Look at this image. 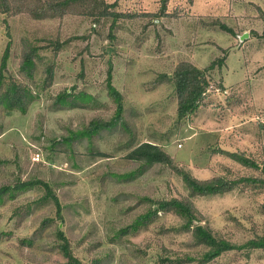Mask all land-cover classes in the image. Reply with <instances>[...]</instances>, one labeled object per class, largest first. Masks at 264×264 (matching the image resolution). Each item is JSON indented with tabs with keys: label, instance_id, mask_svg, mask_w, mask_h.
I'll return each instance as SVG.
<instances>
[{
	"label": "rangeland",
	"instance_id": "374dc122",
	"mask_svg": "<svg viewBox=\"0 0 264 264\" xmlns=\"http://www.w3.org/2000/svg\"><path fill=\"white\" fill-rule=\"evenodd\" d=\"M61 1L0 0V65L11 43L5 77L37 96L25 114L0 108V187L48 182L63 216L56 217L51 198L39 201L43 189L17 196L12 190L15 198L0 205V264H160L161 257L198 258L205 248L195 247L190 233L173 231L181 220L172 214L160 213L148 229L129 227L147 211L149 200L190 194L171 167L144 168L127 156L136 145L153 142L199 180L261 177L220 151L264 164V0H167L169 15L159 18L163 0H81L53 8ZM105 4H116L109 11L124 15L113 38L112 16L96 23ZM33 46L42 59L34 58L30 78L20 67ZM223 58L224 66L209 74L201 108L177 123L176 94L161 75H171L182 61L206 68ZM110 65L111 82L123 96L124 122L63 143L92 121L115 117L117 104L107 90ZM70 88L92 98L78 102V108L61 105L58 97ZM132 172L127 180L114 176ZM191 201L203 223L234 244L264 234V189ZM58 226L72 260L58 246ZM209 264H264V250L227 252Z\"/></svg>",
	"mask_w": 264,
	"mask_h": 264
},
{
	"label": "trees",
	"instance_id": "16d2710c",
	"mask_svg": "<svg viewBox=\"0 0 264 264\" xmlns=\"http://www.w3.org/2000/svg\"><path fill=\"white\" fill-rule=\"evenodd\" d=\"M6 1V0H5ZM81 0H63L58 4L53 5V8L57 6L66 7L71 2L76 3ZM95 3V0H90ZM161 13L156 15L157 18L163 17L167 14V0L162 1ZM116 4H105L102 12L96 15V23L101 22L102 16H112L113 23L110 28V37L113 38L112 29L116 27L118 20L123 17V14L110 12L109 8H115ZM63 11L60 15H64ZM37 15V17H39ZM264 17V15H261ZM50 18V17H46ZM45 18V19H46ZM219 25L220 23L217 22ZM216 24V23H215ZM221 29L227 33H234V31L228 26L221 24ZM7 28H9L7 26ZM258 35V34H257ZM264 35V34H263ZM258 37V36H257ZM63 45L58 43L57 48ZM11 43H8L5 49V53L1 59L0 65V108L3 112L19 111L25 114L28 110L29 104L34 101L35 96L33 92L27 87L23 86L22 83L17 80L9 79L5 77L4 72L7 69V64L10 56ZM38 48L36 46L31 47L30 51L24 54V59L20 67L21 72L26 73L32 78L33 67L35 66V57L39 58L37 54ZM225 51V50H224ZM228 53V50L227 52ZM41 58V57H40ZM42 59V58H41ZM226 59L214 60L206 68H200L189 61L180 62L174 69L171 75H161V79L168 81L174 89V93L177 98V111H176V122L180 123L184 119L194 115L203 105L207 92L211 86L210 73L216 68H222ZM113 67L110 65L108 71L107 90L108 95L117 104L116 114L110 121L94 120L88 127L77 132H72L68 138H63L62 142L67 145L72 144L76 138H92L94 135L99 134L101 131L110 130L113 125L116 126L117 121H123L124 103L123 96L118 89L113 86L112 79ZM75 88L65 89L57 99V102L61 105H73L74 108H78L76 105L79 102L84 105L83 102L92 96L85 91L78 93H71V90ZM71 93V94H69ZM82 101V103H81ZM73 109V108H71ZM4 129L0 122V136ZM128 159L131 161H137L141 167H152L153 165H164L169 166L177 174H179L183 183L189 191V198H176L170 197L168 199L160 200H149L150 206L147 211L140 214L134 222L129 226L133 231H138L140 228H150L159 219V214L164 213L172 214L181 220L180 225L173 228L178 234H188L192 236V244L195 247H204L205 251L198 257L194 258L192 255L175 256V257H161L159 260L160 264H209L221 257L224 253L237 251V250H264V234L256 235L252 239L248 240L242 245L234 244L226 239H223L206 226L201 219L200 214L194 208L191 201L193 197H208V196H220L230 193L237 189L247 188L252 190L264 189V164H260L255 160L247 157L243 153H230L220 151L227 155L232 160L239 163L241 166L260 172L261 177H242L236 180H228L223 177H215L208 180H199L192 176L186 170L179 168L173 158L166 153L160 145L153 142L140 143L129 150ZM132 173H126L122 175H114L118 178L131 179ZM43 189L46 194L42 200L51 198L56 206V217L63 220L61 203L58 196L53 191L52 187L48 182L40 180H32L22 183L18 181L14 185L0 187V205H3V201L6 202L8 199H14L17 192L27 191L36 188ZM16 191L14 194L13 192ZM6 199V200H5ZM165 228H163L164 230ZM57 240L58 246L64 253V256L69 260H72L71 250L69 242L64 234V231L59 226L57 227Z\"/></svg>",
	"mask_w": 264,
	"mask_h": 264
}]
</instances>
